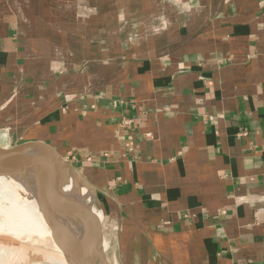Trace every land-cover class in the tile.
I'll use <instances>...</instances> for the list:
<instances>
[{"label": "crops", "instance_id": "1", "mask_svg": "<svg viewBox=\"0 0 264 264\" xmlns=\"http://www.w3.org/2000/svg\"><path fill=\"white\" fill-rule=\"evenodd\" d=\"M83 4L0 0V145L71 152L118 264H264V0Z\"/></svg>", "mask_w": 264, "mask_h": 264}, {"label": "bare ground", "instance_id": "2", "mask_svg": "<svg viewBox=\"0 0 264 264\" xmlns=\"http://www.w3.org/2000/svg\"><path fill=\"white\" fill-rule=\"evenodd\" d=\"M23 155L31 162L32 171L53 193L69 199L80 198L90 208L94 209L95 202H91L89 199L91 197L97 199L96 193L78 177L75 169L64 166L57 158L48 156L45 152L37 149H30ZM95 213L99 221L103 223L104 214L102 211L95 210ZM58 218L67 233L83 249L92 245L93 235L90 225L81 216L60 214ZM42 226L50 231L40 209L38 194L35 192L32 179L20 175H0V231H13L16 236L23 237L24 232L33 229L39 230ZM1 242L0 262H8L15 254H17L16 259L22 257V251L13 250L12 247H8V244ZM104 244L106 250L108 245ZM62 255V260L67 264L63 253ZM49 258L51 259V256ZM55 258L57 260V256ZM97 264L104 263L99 261Z\"/></svg>", "mask_w": 264, "mask_h": 264}, {"label": "water", "instance_id": "3", "mask_svg": "<svg viewBox=\"0 0 264 264\" xmlns=\"http://www.w3.org/2000/svg\"><path fill=\"white\" fill-rule=\"evenodd\" d=\"M30 149L43 151L48 156L57 158L64 166L75 169L78 177L94 189L96 195L97 192L109 197H113V195L105 188L89 180L77 166L67 162L61 153L44 141L29 140L13 145H0V175H20L32 179L35 192L38 194L40 209L50 229L51 238L64 254L67 264H97L99 261L110 264L104 248L103 225L95 213V210L98 209L96 207H93L94 209L90 208L80 198L69 199L53 193L32 171L31 162L23 155ZM60 214L81 216L87 221L93 235L92 245H88L87 248L83 249L63 227L58 218Z\"/></svg>", "mask_w": 264, "mask_h": 264}, {"label": "rangeland", "instance_id": "4", "mask_svg": "<svg viewBox=\"0 0 264 264\" xmlns=\"http://www.w3.org/2000/svg\"><path fill=\"white\" fill-rule=\"evenodd\" d=\"M79 2H80V5H84L83 4L84 0H79ZM138 8L142 9V12L141 11L140 12H141V15H144L145 10L147 9L146 3L140 2L138 5ZM62 156L67 162L72 163L69 158H66V155H62ZM97 196L99 199L91 197V199L89 200L91 202H95L94 206L99 211H102V213L104 214L102 225H103V231L105 235V243L106 245H108L105 253H106V256L110 264H118L117 261H115L116 260L115 254H114L115 246H114V241L112 238V235H114V228H112L110 217L107 215L105 209L103 208L102 202L104 201V199H103L102 193L97 192ZM4 232L0 231V241H2L3 244H8L9 245L8 247L9 248L12 247L13 250L18 249L23 252V255L21 258L16 259L17 254H15L13 257L10 258L8 262H5V263L23 264V263L31 262L33 264L34 263L35 264H41V263L49 264V263H53L57 261V262L66 264L65 261L62 260L63 259L62 251L58 248V246L55 245V243L53 242L51 238L50 231L48 230V228H45V226L44 227L42 226L41 229L39 230L33 229V230L26 231L23 233L24 236L21 235L23 237L16 236L13 231L5 230ZM48 254L49 256H51V259L49 258ZM55 256H57V260ZM3 263L4 262H0V264H3Z\"/></svg>", "mask_w": 264, "mask_h": 264}, {"label": "built area", "instance_id": "5", "mask_svg": "<svg viewBox=\"0 0 264 264\" xmlns=\"http://www.w3.org/2000/svg\"><path fill=\"white\" fill-rule=\"evenodd\" d=\"M72 157V154H71V152H68L67 154H66V158H71Z\"/></svg>", "mask_w": 264, "mask_h": 264}]
</instances>
